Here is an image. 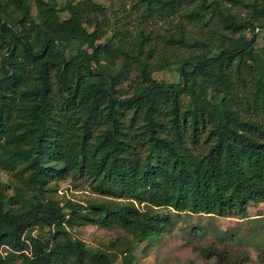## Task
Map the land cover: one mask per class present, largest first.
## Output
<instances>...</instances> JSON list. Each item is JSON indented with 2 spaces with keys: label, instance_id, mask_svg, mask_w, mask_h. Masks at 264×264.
I'll return each instance as SVG.
<instances>
[{
  "label": "trees",
  "instance_id": "16d2710c",
  "mask_svg": "<svg viewBox=\"0 0 264 264\" xmlns=\"http://www.w3.org/2000/svg\"><path fill=\"white\" fill-rule=\"evenodd\" d=\"M56 1L31 0L33 22L28 0H0V168L17 183L10 196L0 189V264H113L69 237L73 220L140 241L166 224L159 209L243 219L248 203L264 202V75L247 61L264 0H222L243 18L217 0H130L135 34L91 0ZM153 16L173 28L156 37L185 57L157 46L144 29ZM180 19L210 40L189 39ZM171 65L175 82L152 78ZM132 67L139 81L124 94ZM55 173L87 181L101 200L44 198Z\"/></svg>",
  "mask_w": 264,
  "mask_h": 264
},
{
  "label": "rangeland",
  "instance_id": "374dc122",
  "mask_svg": "<svg viewBox=\"0 0 264 264\" xmlns=\"http://www.w3.org/2000/svg\"><path fill=\"white\" fill-rule=\"evenodd\" d=\"M91 1L103 7L108 21L113 20V17H120V21L126 20V27L135 34L134 20L139 18V14L132 13L130 0ZM217 1L240 18L248 15L245 10L230 6L222 0ZM56 4L59 8L64 4V0H57ZM27 5V20L36 22L31 0H28ZM10 9L13 11L15 7L12 6ZM17 15L18 13H14L13 17ZM60 17H66V13H60ZM257 18L260 21L264 20L262 16ZM177 19L174 17L172 23ZM180 21L189 39L205 42L210 40L205 29H199L198 24L186 23L184 19ZM171 25L153 16L144 22V29L150 32V37L161 47L163 53L175 60L179 56L185 57L188 51L183 48L175 50V47L168 50L156 37L164 35L165 30L173 33ZM110 28L111 26L96 43L110 40L112 35ZM253 34L255 42L247 61L254 71V77L261 80L264 75V55L261 51L264 46V30L253 29ZM244 36L249 37V33L244 32ZM192 50L198 52L200 47H194ZM250 57L252 61L249 60ZM151 76L158 82H175L178 73L176 67L171 65L163 70L152 71ZM138 81L139 75L132 67L122 79L120 91L127 94L129 87ZM7 186L16 187L17 183L10 174L0 168V189L6 196H10L12 191ZM45 186L42 196L57 202L60 206L70 202L83 208L87 203L102 198L92 193L87 181L78 177L70 178L55 173L50 176ZM133 204L135 207H141ZM158 216L159 219H166L161 231L151 238L140 241H136L117 227H99L78 220H73L66 231L70 238L81 241L85 248L109 253L113 264H264V202L248 203L246 218L243 219L186 213L176 215L169 208L159 209ZM31 235L45 237V234L36 228L32 229Z\"/></svg>",
  "mask_w": 264,
  "mask_h": 264
}]
</instances>
